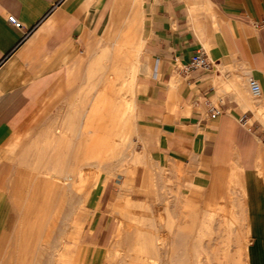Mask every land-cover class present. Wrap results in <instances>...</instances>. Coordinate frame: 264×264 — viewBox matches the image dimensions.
<instances>
[{"label":"crops","instance_id":"crops-1","mask_svg":"<svg viewBox=\"0 0 264 264\" xmlns=\"http://www.w3.org/2000/svg\"><path fill=\"white\" fill-rule=\"evenodd\" d=\"M112 5L123 14V1L0 0V246L13 212L11 197L2 188L3 168L32 126L31 119L44 116L62 93L67 76L85 60L87 41L94 30L103 32ZM136 6L130 19L133 31L145 41L148 59L159 58L157 71L137 97L138 126L151 136L152 159L160 168L180 175L189 191L217 182L231 188L238 180L245 193L247 263L264 264V178L247 160L240 173L236 160V151L243 150L236 138L237 123L243 117L250 122L260 112L263 119L264 25L255 23L264 20V0H138ZM200 48L205 49L212 69L180 72ZM110 54L107 49L102 56H92L90 73L104 69L103 61ZM143 69L147 71V65ZM251 78L261 86L259 97L250 92ZM211 107L220 112L216 117L211 116ZM74 125L67 122L66 132ZM61 134L44 137L35 152L37 164L43 167L37 173L43 190L56 181L61 166H77L72 162L77 147L52 146L71 142L67 134L61 140ZM54 159L58 161L51 162ZM72 210L68 237L54 238L51 247L60 250L63 241L72 264H88L91 259L99 264L105 259L97 242L104 225L101 214L97 208L92 210L91 235L79 246L84 226H74L79 219ZM26 244L22 239L21 245ZM56 258L53 252L47 260L55 264Z\"/></svg>","mask_w":264,"mask_h":264},{"label":"rangeland","instance_id":"rangeland-1","mask_svg":"<svg viewBox=\"0 0 264 264\" xmlns=\"http://www.w3.org/2000/svg\"><path fill=\"white\" fill-rule=\"evenodd\" d=\"M120 1L125 5L123 14L121 9L117 10L113 5L110 7L109 22L103 32L94 30L91 33L92 37L87 41L85 60L67 76L62 93L47 109L44 116L31 119L32 126L26 131L3 168L5 171L2 188L11 197L13 212L12 224L6 230L1 242L0 264H52L47 260L49 255L53 252L60 254V250L56 251L51 247L52 240L59 237L60 240L67 238L68 226L73 224L69 210L81 204L86 207L91 201L89 208L78 217L79 221L74 226H84L81 243L78 244L82 246L91 235L89 216L94 208L99 210L104 225L101 226L97 242L103 249L106 259H102L99 264H115V261L111 263V259L106 257V253L110 249L112 235L122 225L147 226L148 232L155 231L151 226H165L162 231L169 233L171 230L169 226H200L202 222L199 218L203 219L202 213L217 209L218 206L226 207L223 211L227 220L231 218L236 220L239 217L237 221L240 223V217L246 216V205L243 206L245 200L228 184L217 182L207 189L189 191L180 175L160 168L152 159L148 145L151 136L138 126L137 97L140 88L151 81L155 61L148 59L145 41L140 40L130 23L138 0H111L113 4ZM112 19L115 20L113 24ZM135 44L138 45L137 48ZM133 47L135 51L132 50ZM107 49L111 51V57L104 59L105 68L96 74L90 73L88 68L91 57L102 56ZM136 52L139 54H135ZM141 65H147L148 70L142 72ZM133 103H136V107ZM75 114L77 119L74 117ZM69 120H73L75 125L71 131L66 132L65 125ZM263 122L264 120L257 114V117L249 122L253 125L251 128L237 123L236 138L243 144L241 147L243 150L236 151L240 173L244 170L246 160L253 168L258 159L264 161ZM60 131L61 135H68L71 142L52 144V146L77 147L76 160L72 162H76L77 167L85 172V179L63 195L58 190L49 192L40 187L42 183L37 181L41 177L37 173L43 167L38 165L34 158L37 148L43 146V138L46 136L56 138ZM56 161L58 159L51 160V162ZM112 169L119 172L111 171ZM115 173L116 175H113ZM48 176L51 179L55 178L52 175ZM125 180H129L132 188L128 203L124 207L127 213L123 208L116 206V194ZM91 194L94 195L92 200ZM49 195H54V198H48ZM233 201L237 202V205H241L242 202V205L234 204V208ZM138 205L142 207L139 209ZM236 207L241 211L236 210ZM189 214L193 217L191 218ZM241 218L243 220V217ZM237 221L235 223L237 231L232 232L233 239L227 242L228 248L225 247L227 264L243 263L238 253L243 245L242 241H248V226L245 219L243 220L245 225L242 224L243 222L239 225ZM225 225H220L216 219L211 220L209 217H206L205 222L201 224L205 226L200 241L201 250L210 257L213 250L221 248L224 244L225 231L221 226ZM26 228H29L28 235H31L32 239L22 246L21 238L27 232ZM29 246L31 247L27 248ZM125 247H118L121 253L125 252ZM22 248L24 252L21 251ZM34 248L41 250V254H35ZM42 258L46 260L44 263L39 261ZM138 259L134 254L133 263L138 262ZM163 259L162 264L170 263L168 257ZM88 264H94L93 260L91 259ZM117 264L124 262L119 258Z\"/></svg>","mask_w":264,"mask_h":264},{"label":"bare ground","instance_id":"bare-ground-1","mask_svg":"<svg viewBox=\"0 0 264 264\" xmlns=\"http://www.w3.org/2000/svg\"><path fill=\"white\" fill-rule=\"evenodd\" d=\"M136 43H138V42H136ZM141 45H140V47H141ZM137 46L138 45L135 44L136 48H137ZM135 47H133L132 50ZM138 50H140V49H138ZM134 51H135V49H134ZM140 53H141V51H140ZM135 54H139V52L138 53L136 52ZM136 57L138 58V56H136ZM132 67H134V66H132ZM141 67H142V72H143V70H144L143 66L141 65ZM142 72H140V73H142ZM99 75H101V74L99 73ZM111 75H113V74H111ZM127 75H129L128 72H127ZM99 78H101V77L99 76ZM109 78H111V77L109 76ZM120 78H122V77H120ZM123 79H125V77ZM132 80H134V79H132ZM135 81H136V79H135ZM242 88H243V86H242ZM238 96H240V95H238ZM128 100H126V101H128ZM133 104H135V107H136V103H133ZM256 104H258V103H256ZM256 104L254 103L255 108L257 107ZM249 107H250V105H249ZM255 108H253V109H255ZM263 110H262V112H263ZM259 115H261V112L259 113ZM70 117H72V116H70ZM74 117H76V114H75ZM74 117H72V118L74 119ZM262 117H263V120H264V113H263ZM76 119H77V117H76ZM69 125H74V121L73 120H69ZM60 139L61 140L65 139V136H60ZM132 154L134 155V153H132ZM134 158H136V157H134ZM133 160H135V159H133ZM255 167L260 173H262L263 178H264V161L262 159H258L256 161ZM111 171H115V170L112 169ZM115 172L117 173L119 171H115ZM58 173H59V175L57 176L56 181L54 183H52L51 185L47 184L45 186V189L48 190V191L54 190V189L58 190V192L61 195H63L65 193H67L68 191L74 189V187H76L81 181H83L85 179V172L82 171V168H78L77 166H61L58 169ZM116 173L113 174V175H116ZM231 188L233 190L236 189L235 191H237L236 193H238V196H240L242 199H244L245 193H244V190L242 188V184L239 183L238 180H235L232 183ZM131 189L132 188H131L130 182L128 180H125L122 183V185H120L118 193L116 194V206L117 207H119V208L121 207L124 210V207L126 206V203H128ZM233 190H232V192H233ZM233 202H235V201H233ZM234 204L237 205V202L233 203V205ZM240 204L242 205V202ZM241 205H237V206H241ZM244 205L245 204H243V206ZM131 206H132V204H131ZM141 207H142L141 205H138L139 209ZM232 207L235 208V205L232 206ZM225 208H223L221 206H218L217 209L206 210L205 213H202L203 219H201V220H200L199 217H197V218H199V221H201L202 223L205 222L206 217L207 218L209 217V219H211V220L212 219H216L219 222L220 225H225V224L229 225V226H226V225L225 226H221L223 231H225L224 232V234H225L224 237L225 238L223 237V239L225 241L223 240L224 244H223V246H221V248L219 247V248H217V249L212 251V257H210L206 252H203V250H201L200 241H201V237L203 235L204 228H205V226H201L202 223L200 224V226H178V225L177 226H171V227L169 226V228L171 229L169 233H166L165 231H162V230H164L162 228L165 227V226H151V227L154 228V230H155L154 232H148L147 231V226H136V224H132V225H135V226H123V225L119 226V228L116 231V233L114 235H112V239L110 240L111 241V245H109L110 249L107 251L106 257L111 259L110 260L111 263H113V261H115V264H117V261L119 260V258H120L121 261L124 262V264H162L163 260H164L163 259L164 257L165 258L168 257V260L170 262L169 264H227L225 256L227 255L226 248H228V247L226 245H227V242H229V241H231L233 239V235H232L233 233L232 232L237 231V226H236L235 223H236V221H237V219L239 217H237V219H236V216H234L235 214H233V216L235 217V218L234 217L233 218L236 219V220H232V218H231V220H227L225 218L224 211H223V209H225ZM237 208L238 207H236V210H240V209H237ZM128 209H130V208H128ZM146 210H148V209L146 208ZM232 210H234V209L232 208ZM242 210H244V209L242 208ZM72 211H73V213H75L76 217H79L80 215L82 216L83 212L85 211V206L82 205V204L78 205ZM124 211H126V209ZM126 213H127V211H126ZM190 213H193V212H190ZM195 215H196V213H195ZM196 216H194V217H196ZM202 216H201V218H202ZM131 217H133V216H131ZM190 217H191V215H190ZM192 217H193V215H192ZM241 217H243V220L244 219L246 220V216H241ZM241 217H240V220H241L240 223L243 222ZM148 219H150V218H148ZM172 220H173V218H172ZM195 220L197 221V219H195ZM195 220H194V222H195ZM237 222L240 225L239 221H237ZM198 224H199V222H198ZM209 224L212 225V223H209ZM242 224L245 225V222H243ZM129 225H131V224H129ZM71 227L72 226H68L69 229ZM25 231H27V232L24 234L22 239H24L27 242V241H30V239H32V236L28 235L29 231H30L29 228H26ZM32 231H33V229L31 230V232ZM213 231H214V228H213ZM217 234H216V237H217ZM207 241H209V240H207ZM213 241H214V239H213ZM242 242H243V245H242L241 249H239V253L238 254H239V257L242 258V261H243L242 264H248L247 263V253H248V244L249 243H248V241L247 242L246 241H242ZM41 246H45V245H41ZM120 246H126L124 253H121V250H119L118 247H120ZM203 246H205V244ZM234 246H235V244H234ZM30 247L31 246H29L27 248H30ZM34 249L36 250V248H34ZM66 249H67V244L62 241L61 247H60V254L58 253L59 254V258H56V263L55 264H72L70 258L65 254V250ZM58 254H56V255L58 256ZM122 254L124 256H122ZM134 254H136L137 257L139 258L138 262H136V263H133ZM229 262H230V260H229ZM234 264H235V262H234ZM236 264H238V263H236Z\"/></svg>","mask_w":264,"mask_h":264},{"label":"built area","instance_id":"built-area-1","mask_svg":"<svg viewBox=\"0 0 264 264\" xmlns=\"http://www.w3.org/2000/svg\"><path fill=\"white\" fill-rule=\"evenodd\" d=\"M9 20L16 26H20V23L17 21V19L14 16H10ZM262 25H264V20L261 22L255 23L256 27H259ZM158 61H159V58H156L154 62V72H156L158 69ZM212 67H213L212 63L209 60L205 49L200 48L198 52L192 57L191 63L189 64V66L187 68L182 67L180 69V72L188 73L190 70H194V69L211 70ZM249 88H250L251 94L254 97H259L261 95V86L257 80L251 78L249 80ZM210 112H211L212 117H216L220 113L217 109L213 107H211ZM240 123L242 124V126L248 127L249 119L247 117H243L240 119Z\"/></svg>","mask_w":264,"mask_h":264}]
</instances>
